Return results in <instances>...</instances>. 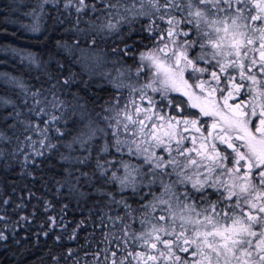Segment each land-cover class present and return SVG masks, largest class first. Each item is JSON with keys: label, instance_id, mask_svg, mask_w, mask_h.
<instances>
[{"label": "snow or ice", "instance_id": "6c2138e0", "mask_svg": "<svg viewBox=\"0 0 264 264\" xmlns=\"http://www.w3.org/2000/svg\"><path fill=\"white\" fill-rule=\"evenodd\" d=\"M23 17L4 24L43 47L0 44L27 74H3L0 246L20 258L43 236L40 264H264V0H35ZM46 171L52 198L34 191Z\"/></svg>", "mask_w": 264, "mask_h": 264}, {"label": "trees", "instance_id": "16d2710c", "mask_svg": "<svg viewBox=\"0 0 264 264\" xmlns=\"http://www.w3.org/2000/svg\"><path fill=\"white\" fill-rule=\"evenodd\" d=\"M35 0H0V28L7 27L9 32L16 31L19 39L12 36H3L0 35V44H11L17 48L30 49L32 51H40L43 45L37 42V39L32 36V34L24 32L19 28V23L17 24H4V18L7 16L10 20L20 18L22 22H28V18L23 17V13L28 10V5L34 3ZM6 5H12L15 8V12L6 8ZM76 70H80L77 68ZM4 73L9 74L10 76L24 77L27 79V74L24 71V66L19 63V57H13L11 54L5 55L0 51V97H10L15 98L16 89L12 84L5 78ZM127 97L128 93L125 91L123 93ZM53 173L46 171L44 176L48 181V184L45 185L42 180H37L35 182L34 191L37 195H44L48 198H52V192L49 190L51 188ZM26 181H18V185ZM31 187V183L29 182ZM35 203V201H33ZM81 209L74 208L69 210L68 220L80 219ZM41 215H43L41 213ZM39 217L36 222L31 225V232L28 235L32 240H35V236L32 235L33 232L39 231ZM9 249H5L3 246H0V264H40V261L37 259L39 255L44 251L45 238L40 237V248L32 249V253H25L23 257L18 258L13 255L16 252L19 246L12 243L9 240ZM48 243H51L49 239ZM31 247V245H29Z\"/></svg>", "mask_w": 264, "mask_h": 264}]
</instances>
